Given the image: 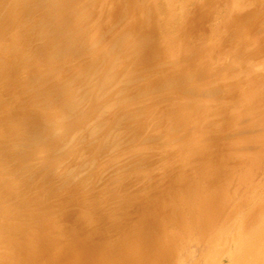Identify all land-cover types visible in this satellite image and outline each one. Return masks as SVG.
Returning <instances> with one entry per match:
<instances>
[{"label":"rangeland","instance_id":"374dc122","mask_svg":"<svg viewBox=\"0 0 264 264\" xmlns=\"http://www.w3.org/2000/svg\"><path fill=\"white\" fill-rule=\"evenodd\" d=\"M1 1L4 3H0V8L3 4L0 9V161L9 163L0 164V264H229L232 248L225 243L234 245L241 240L239 238L244 233L239 234L240 227L254 218L252 205L262 198L264 201V93H257L264 85V50H261L264 48V0H66L69 4L55 0L52 4L56 7L59 2L58 14L52 11L53 17L50 11L46 12L54 19L51 20V26L54 25L52 36L62 33L60 41L63 45L46 52L40 51L38 45L45 44V39L44 43L34 42L39 34L27 29L28 19L22 28L17 25L23 15L14 7L16 0ZM17 1L19 6L21 2L25 3ZM246 14H251V19L246 21ZM42 18L34 19L38 26ZM31 22L34 26L35 22ZM74 23L77 26L82 24L80 27L86 25L82 30L78 26L82 34L77 32ZM252 27L257 29L253 28L254 31ZM116 37L120 39L116 40ZM142 39L149 46L141 45L139 41ZM78 44L82 46H76ZM71 45L74 49L70 48ZM105 46L111 47L116 56H121H115V66H108L105 58L110 52L109 49L104 51ZM79 47L82 48L78 50ZM144 53H148L149 58L143 57ZM124 72H130V76L138 77L139 81L120 84L125 82L122 78ZM114 79L123 80H115V86L106 91L107 83ZM83 88L87 89L86 99L93 106L76 113V118L89 115L90 120L86 119L84 127L74 134L85 141L74 146L73 150H66L64 146L55 154L58 143L64 140L62 134L69 127V118L64 116L63 110L84 99ZM152 89H155L154 93ZM117 90L118 93L121 90V94ZM133 91L141 96L133 98L130 96L134 95L130 94ZM112 94L120 101L115 106L108 101ZM95 101L98 103L93 104ZM104 103L111 109L106 110L108 113L100 114L95 110L91 115L94 106L98 108V104L100 107ZM37 110L41 111L38 124L49 121L48 140L40 143L43 153L38 154L37 160L16 161V156L23 151L22 141L31 128L27 117ZM185 117L189 130L180 125V120ZM254 123H257L256 127ZM96 126L101 127L100 135L88 136V131ZM48 160L51 169L43 177L37 171ZM24 167H28L27 170ZM66 173L73 175L71 178L76 182L80 179L88 181L86 185L81 184L85 194L78 193L80 196L76 197L80 203L63 202L64 194L74 189L73 179V182L63 184L60 191L56 190L45 204L36 201L35 196L42 185L61 186ZM238 173L246 184L242 181L240 185L239 179H235ZM216 175L220 177L219 183ZM34 176L37 177L33 182L31 178ZM165 182L168 184L163 187ZM194 183L199 187L201 183L199 193L194 190ZM223 184H226L224 189ZM236 185L241 188L235 189ZM156 194L160 195L159 199ZM70 196L75 195L72 192ZM148 197L155 199L150 200L151 206L146 209ZM86 202L89 204L83 207ZM205 202L210 203L208 208L206 204V209L203 207ZM242 203H246L247 208L242 207ZM232 209L234 215L238 211L244 214V218L243 214L234 216ZM227 210L232 216L229 220L225 218ZM214 216L221 218L209 230L208 225ZM218 221H224L222 224L225 225L221 227ZM199 226L205 227V236L202 227L196 231ZM218 228L224 232L216 241L217 233L221 232ZM226 229L230 232L226 233ZM221 237L229 239L221 240ZM96 248L97 252L93 251ZM260 250L263 259L262 247ZM211 254L213 259L208 258ZM238 261L243 264V260Z\"/></svg>","mask_w":264,"mask_h":264},{"label":"bare ground","instance_id":"6f19581e","mask_svg":"<svg viewBox=\"0 0 264 264\" xmlns=\"http://www.w3.org/2000/svg\"><path fill=\"white\" fill-rule=\"evenodd\" d=\"M7 1V0H6ZM12 1H14V0H12ZM17 1V0H16ZM16 1H15V6L14 7H17V8H15L17 11L19 10L21 13H22V15H23V17H22V20H20V22H18L17 23V25L18 26H20V28H22V26H24L25 24H26V19H28L29 20V23H27L28 24V26H27V29L28 30H32L34 33L36 32L37 34H39L38 35V37H36V39L34 40V42H36V43H39V42H41V43H44L45 42V44H38L39 46H40V51H42V52H46L47 50H49V49H52V47H56L57 45H59L60 47L63 45V43H62V41H60L61 39H60V37L62 36V33H57L55 36H52V27L54 26H51L52 25V22L53 21H51L53 18H51V16L49 15V13H47L46 11H50L51 12V14H52V11L54 12V14L56 15V13L58 14V8H57V6H58V4H59V2H58V4H56V7H54L53 5H55V4H52V2L53 1H55V0H23V1H25V3H24V5H23V2H21L22 4H20V6H19V4H17L16 3ZM21 1V0H20ZM64 1H66V0H64ZM18 2V1H17ZM85 2V1H84ZM201 2H202V0H201ZM0 3H4L3 1H1ZM65 3H67V4H69L67 1L65 2ZM230 3V2H229ZM263 3V2H262ZM17 5V6H16ZM22 5V6H21ZM62 5H66V4H62ZM73 5V4H72ZM199 5H200V3H199ZM250 5V4H249ZM61 6V5H60ZM76 5H74V7H75ZM216 6H217V4H216ZM253 6V5H252ZM11 7H13V5L11 6ZM169 7V6H168ZM197 7V6H196ZM1 8L3 9V4H2V6H1ZM0 8V9H1ZM62 8V7H61ZM80 8V7H79ZM78 8V5H77V9H79ZM170 8V7H169ZM6 9V8H5ZM47 9V10H46ZM68 9H70V8H68ZM16 10H14V11H16ZM83 10V9H82ZM163 10V9H162ZM167 10H169L168 8H167ZM197 10H200V9H197ZM202 10V9H201ZM210 10V9H209ZM211 10H212V8H211ZM13 11V10H12ZM68 11V10H67ZM77 11V10H76ZM183 11V10H182ZM204 11V10H203ZM56 12V13H55ZM257 12V11H256ZM114 13H116V12H114ZM197 13V12H196ZM255 13V12H254ZM78 14V13H77ZM83 14H84V12H83ZM223 14V13H222ZM59 15H61L60 13H59ZM79 15V14H78ZM251 14H246L243 18L244 19H246V21H247V18H250L251 19V17L252 16H250ZM252 15H254L253 13H252ZM262 15H263V13H262ZM14 16H15V14H14ZM52 16L54 17V15L52 14ZM62 16V15H61ZM74 16V15H73ZM72 16V17H73ZM80 16V15H79ZM78 16V17H79ZM81 16H83V15H81ZM118 16V15H117ZM36 17L38 18L37 20H40L39 18L40 17H43L42 19H41V22H40V25L38 26L37 24H36V22H35V20L34 19H36ZM76 17V16H75ZM74 17V18H75ZM77 17V18H78ZM257 17H259V16H257ZM257 17H256V19H257ZM262 17H264V15L262 16ZM73 18V19H74ZM81 17H79L78 19H80ZM199 18V17H198ZM209 18V17H208ZM255 18V17H254ZM260 18V17H259ZM77 19V20H78ZM88 19V18H87ZM238 20H239V23L241 22L240 21V19L239 18H237ZM264 19V18H263ZM262 19V20H263ZM54 20V19H53ZM63 20H64V22L66 21L64 18H63ZM196 20V19H195ZM258 20V19H257ZM31 21H33V22H35V23H33V24H35L34 26L33 25H31ZM43 21V22H42ZM57 21V20H56ZM75 21V20H74ZM245 21V20H244ZM245 21V22H246ZM264 21V20H263ZM28 22V21H27ZM68 22V21H67ZM83 22L85 23L86 21L85 20H83ZM227 22V21H226ZM229 22V21H228ZM236 22H238L237 20H236ZM57 22H55V24H56ZM69 23H71V22H69ZM82 23V22H81ZM179 23V22H178ZM234 23H235V21H234ZM264 23V22H263ZM59 24V23H58ZM63 24H65V23H63ZM76 23H74V25H75ZM221 24V23H220ZM225 24V23H224ZM260 24V23H259ZM73 25V24H72ZM80 25H82V24H80ZM80 25H78L79 27H80ZM84 25L85 24H83V26L82 27H84ZM196 25V24H195ZM234 25V24H233ZM236 25V24H235ZM234 25V26H235ZM240 25H241V23H240ZM248 25V24H247ZM67 26H69V24H67ZM76 26H77V24H76ZM76 26H74V27H76ZM78 26H77V29H75V31L77 30V32H80V30H79V28H78ZM86 26V25H85ZM191 26H193V24H191ZM64 27V26H63ZM66 27V26H65ZM82 27H80L81 28V30L83 29ZM235 27H237L238 28V25L237 26H235ZM239 27H241V26H239ZM66 28H69V27H66ZM257 29L256 27H252L251 29ZM64 29V28H63ZM72 29H74L73 28V26H72ZM243 29V28H242ZM253 29V30H254ZM259 29V28H258ZM262 29H263V27H262ZM71 30V29H70ZM189 30V29H188ZM230 30V29H229ZM234 30V29H233ZM66 31V30H65ZM74 31V30H73ZM107 31V30H106ZM192 31V30H191ZM255 31V30H254ZM29 31H27V33H28ZM68 32V31H67ZM104 32V31H103ZM108 32V31H107ZM188 32V31H187ZM215 32V31H214ZM228 32V31H227ZM231 32V31H230ZM234 32V31H233ZM26 33V32H25ZM54 33V32H53ZM56 33V32H55ZM70 33V32H69ZM81 33V32H80ZM232 33V32H231ZM68 34V33H67ZM79 33H77L76 35H78ZM82 34V33H81ZM197 34H198V32H197ZM215 34V33H214ZM30 35H33V34H30ZM69 35H71V37H73L72 36V34H69ZM122 35V34H121ZM37 36V35H36ZM65 36H67L66 34H65ZM80 36V35H79ZM191 36V35H190ZM230 36V35H229ZM245 36V35H244ZM76 37H78V36H75V39H76ZM80 37H82V36H80ZM125 37V36H124ZM46 38H47V41H48V44H46L47 43V41H46ZM68 38H70V37H68ZM66 39V40H69V39ZM114 38V37H113ZM188 38V37H187ZM222 38V37H221ZM45 39V40H44ZM74 39V40H75ZM112 39V38H111ZM117 39H120V38H117L116 37V40ZM43 40H44V42H43ZM71 40H73V39H71ZM70 40V41H71ZM77 40V39H76ZM109 40V39H108ZM122 40V39H121ZM33 41V40H32ZM78 41V40H77ZM149 41V40H148ZM147 41V42H148ZM64 42H65V40H64ZM69 41H67V43H68ZM94 42V41H93ZM93 42H92V44H93ZM114 42V41H113ZM123 42V41H122ZM130 42V41H129ZM140 43H141V45L143 44H148V43H144V42H146L144 39H142V40H140L139 41ZM60 43V44H59ZM62 43V44H61ZM66 43V44H67ZM75 43V42H74ZM114 43H116L117 44V41L116 42H114ZM119 43V42H118ZM127 43V42H126ZM136 43L138 44V40H136ZM135 43V44H136ZM66 44H64V46L66 45ZM70 44V43H69ZM77 44V43H76ZM98 44V43H97ZM113 44V43H112ZM128 44V43H127ZM134 44V43H133ZM136 44V45H137ZM262 44V43H261ZM264 44V43H263ZM79 45H81L82 46V44H78V45H76V46H79ZM91 45V44H90ZM67 46V45H66ZM88 46V45H87ZM109 46V45H108ZM147 46V45H146ZM148 46H149V44H148ZM264 46V45H263ZM9 47V46H8ZM86 47V46H85ZM91 47V46H90ZM90 47H88V50L90 49ZM94 48H95V46H93ZM106 47V46H105ZM116 47V46H115ZM139 47V46H138ZM244 47H245V45H244ZM57 48V47H56ZM59 48V47H58ZM70 48H73V45H71V47ZM80 48H82V47H79V48H77L78 50L80 49ZM83 48H84V46H83ZM93 48V49H94ZM104 48V47H103ZM111 47H106L105 49H104V51L106 50V49H109V52L110 53H106L107 55H106V61L109 63L108 64V66H112V65H114L116 62V57H121V56H116L115 54H114V51H111V49H110ZM240 48V47H239ZM254 48V47H253ZM260 48H262V47H260ZM67 49V48H66ZM74 49V48H73ZM85 49V48H84ZM83 49V50H84ZM242 49H243V47H242ZM256 49V48H255ZM77 50V51H78ZM87 50V49H86ZM96 50V49H95ZM113 50V49H112ZM249 50H251V49H249ZM253 50V49H252ZM258 50V49H257ZM260 50V49H259ZM261 50H264V48L263 49H261ZM260 50V51H261ZM54 51V50H53ZM41 52V53H42ZM73 51H71L70 53H72ZM90 52V51H89ZM116 52V51H115ZM248 52V51H247ZM259 52V51H258ZM257 52V53H258ZM79 53V52H78ZM253 53V52H252ZM262 53H263V51H262ZM39 54V53H38ZM64 54V53H63ZM59 55V54H58ZM68 55V54H67ZM161 55V54H160ZM255 56L256 55H258V54H254ZM42 56V55H41ZM64 56V55H63ZM116 56V57H115ZM148 56V53H144V55H143V57H147ZM234 56V55H233ZM72 57V56H71ZM55 58V57H54ZM62 58V57H61ZM142 58V57H141ZM140 58V59H141ZM147 58H149V57H147ZM152 58H154V57H152ZM47 59H48V57H47ZM65 59V58H64ZM162 59V58H161ZM48 60H50V59H48ZM67 59H65L64 61H66ZM149 60V59H148ZM147 60V61H148ZM152 60V59H151ZM39 61V60H38ZM52 61H53V59H52ZM63 61V62H64ZM153 61V60H152ZM157 61V60H156ZM235 61H237V60H235ZM17 62H19V60L17 61ZM63 62H62V64H63ZM149 62V64L151 63L150 61H148ZM53 63V62H52ZM51 63V64H52ZM103 63V62H102ZM117 63H119V62H117ZM99 64V63H98ZM134 64V63H133ZM136 64H138V63H136ZM140 64H142V63H140ZM153 64V63H152ZM12 66H13V64H11ZM11 65L9 66L10 68H11ZM49 65H50V63H49ZM131 65H132V63H131ZM115 66V65H114ZM121 66V65H120ZM14 67L16 68V65L14 64ZM14 67H12V68H14ZM94 67V66H93ZM149 67V66H148ZM9 68L7 67V70H8ZM18 69V68H17ZM74 69V68H73ZM12 70H14V69H12ZM61 70V69H60ZM127 70V69H126ZM102 71H103V69H102ZM54 72V71H53ZM55 72H56V70H55ZM68 72V71H67ZM113 72V71H112ZM8 73H9V70H8ZM104 73V72H103ZM13 74V73H12ZM50 74V73H49ZM48 74V75H49ZM114 74V73H113ZM124 77L122 76V78H125V82H120V84H123V83H125L126 85L127 84H132V82L134 83L135 81V83L134 84H136L138 81H137V78H132L131 76H130V72L127 74V72L125 73L124 72ZM261 74V73H260ZM42 75V74H41ZM132 75V74H131ZM259 75V74H258ZM6 76V75H5ZM14 76H15V72H14ZM40 76V75H39ZM51 76V75H50ZM207 76V75H206ZM35 77V76H34ZM121 77V76H120ZM119 77V78H120ZM7 78V77H6ZM37 78H39V77H37ZM50 78V77H49ZM83 78V77H82ZM142 78V77H141ZM8 79V78H7ZM10 80H11V82L14 80V78H13V76L11 75L10 76V78H9ZM47 79H48V77H47ZM57 79V78H56ZM72 79V78H71ZM105 79V78H104ZM139 79V78H138ZM34 80V82H35V79H33ZM33 80H30V82L32 83V81ZM58 80H60V79H58ZM57 80V81H58ZM63 80V79H62ZM69 80V79H68ZM74 80V79H73ZM117 80H119V79H114L113 81H110L109 83H107V88H106V91H108V89H110L111 90V88L112 87H114L115 86V82ZM120 80H123V79H120ZM119 80V81H120ZM48 81V80H47ZM71 81V80H70ZM75 81V80H74ZM93 81V80H92ZM126 81H128L127 83H126ZM10 82V83H11ZM49 82V81H48ZM80 82V81H79ZM177 82H179V81H177ZM44 83V82H43ZM66 83V82H65ZM82 83V82H81ZM15 84V83H14ZM22 84V83H21ZM28 84V83H27ZM51 84V83H50ZM63 84V83H62ZM119 84V86H121ZM164 84V83H163ZM47 85V84H46ZM53 85V84H52ZM59 85V84H58ZM114 85V86H113ZM149 85V84H148ZM28 86V85H27ZM65 86V85H64ZM112 86V87H111ZM264 86V85H263ZM263 86H261L260 88H259V91L257 92L258 94H263L264 93V87ZM59 87V86H58ZM69 87V86H68ZM95 87V86H94ZM124 87V86H123ZM138 87V86H137ZM164 87V86H163ZM228 88H229V86H227ZM19 88V87H18ZM57 88V87H56ZM64 88H66V87H64ZM141 88V87H140ZM160 88V87H159ZM90 89V88H89ZM125 89H126V87H125ZM142 89V88H141ZM48 90H50V89H48ZM53 90H56V89H54L53 88ZM83 90V92H81V94H84V99H82V100H77V103L76 104H73V105H69L68 107H66V108H64V116L68 119V124H69V127L66 129V131L64 132V134H62V135H64V140L63 141H61V142H59L58 143V149L57 150H54V153L55 154H57V153H60V151H62L63 149V147L65 146L66 147V150H69V149H71V150H73V147L74 146H77L79 143H81L82 141H85V140H81L80 138H77V136H76V134L78 133V130L79 129H81V128H83L84 127V124H85V122H87L86 121V119H88L89 118V115H87L85 118H76L75 117V115H76V113L79 111V110H82V111H84L85 110V108L84 107H87L88 109H90V107L91 106H93L91 103H88V99H86V96H87V94H88V92H86L87 91V89H82ZM94 90V89H93ZM99 90V89H98ZM101 90V89H100ZM114 90H115V88H114ZM132 90V89H131ZM134 90H136V89H134ZM153 90V89H152ZM155 90V89H154ZM154 90H153V93H154ZM157 90V89H156ZM95 91V90H94ZM130 91V90H129ZM128 91V92H129ZM137 91V90H136ZM150 91V90H149ZM112 92V91H111ZM117 93H118V90L116 91ZM120 92H122L121 90H120ZM118 93V94H121V93ZM156 92V91H155ZM60 93H63V92H60ZM113 93V92H112ZM116 93V94H117ZM126 93V92H125ZM132 93H134V95L132 94ZM137 93V92H136ZM108 94V93H107ZM109 94H111V93H109ZM117 94V95H118ZM128 94V93H127ZM126 94V97L128 96V95H130V94H132V95H130V96H136V98H137V96L139 95V94H137V95H135V92L133 91V92H130V94H128L127 95ZM141 94V93H140ZM52 95V94H51ZM113 95V97H111V99L110 100H108L109 101V104L111 103V104H113L114 106H115V104H118V103H120V101H119V98H117L118 96L116 95V96H114L115 94H112ZM142 95H144V94H142ZM62 96V95H61ZM83 96V95H82ZM104 96V95H103ZM139 96H141V95H139ZM252 96V95H251ZM259 96V95H258ZM257 95H256V97H258ZM6 97V96H5ZM34 97V96H33ZM43 97V96H42ZM59 97H60V95H59ZM58 97V98H59ZM108 97H110V95L108 96ZM108 97H106V99L108 98ZM88 98H89V96H88ZM96 98V97H95ZM94 98V99H95ZM123 98V97H122ZM133 98H135V97H133ZM93 99V100H94ZM128 99V98H127ZM261 99H262V97H261ZM75 100V99H74ZM96 100V99H95ZM133 100V99H132ZM60 101V100H59ZM108 101H107V105H108ZM129 101V100H128ZM131 101V100H130ZM256 101H258V100H256ZM37 102V101H36ZM58 102V101H57ZM62 102V101H61ZM121 102H122V100H121ZM96 104V103H98L97 101H95V102H93V104ZM106 103V102H105ZM103 104V105H101L100 107H99V104H98V108H96V106H94L93 107V110H92V113H91V115L92 114H94L93 112H95V110H97V113H99L100 112V114L102 113L103 114V112H105L107 109H109V110H111L110 109V107L109 106H107L106 104ZM263 103H264V101H263ZM54 105V104H53ZM171 105V104H170ZM259 105H261V102L259 101ZM258 105V106H259ZM62 106V105H61ZM60 107V106H59ZM64 107V106H63ZM113 107V106H112ZM114 108V107H113ZM86 111H87V109H86ZM91 111V110H90ZM264 111V110H263ZM262 111V112H263ZM81 112V111H80ZM89 112V111H88ZM87 112V113H88ZM107 112V111H106ZM108 113V112H107ZM257 113H259L260 114V112H257ZM40 114H41V111H35V112H33L31 115H29L27 118H28V120H29V125H31L30 127V129L28 130V132L26 133V135H27V138L26 139H24L23 141H22V152L20 153V154H18L17 156H16V161H19V160H23V161H25V159H27V162H28V160L29 161H32V160H37V156H38V154H40V153H43L42 152V150H41V144L40 143H42V142H45L46 140H48V128H47V126H49V124H48V122H46V124H45V122L44 121H42L41 123H42V125H40V124H38V122H40V121H38V119H40ZM88 114H90V113H88ZM258 114V115H259ZM263 114H264V112H263ZM86 115V114H85ZM43 116V115H42ZM41 116V118L43 119V120H45L44 118H45V116H43L42 117ZM82 116H84L83 114H82ZM102 117V116H101ZM187 119H189V118H187ZM264 119V118H263ZM89 120H90V118H89ZM260 120V119H259ZM262 120V119H261ZM243 121V120H242ZM241 121V122H242ZM90 122V121H89ZM120 122V121H119ZM118 122V123H119ZM180 122H181V126H182V128H186L187 126H188V124H186V117L185 118H183V119H181L180 120ZM209 122V121H208ZM239 123H240V121H238ZM31 123V124H30ZM203 123H204V121H203ZM245 124V122H242V124ZM27 124V123H26ZM79 124H81V125H79ZM241 124V123H240ZM259 124V123H258ZM262 124H263V126H264V121L262 122ZM238 125V124H237ZM256 125H257V123H256ZM256 125H255V123H254V127H256ZM42 126V127H41ZM246 126H248V125H246ZM180 127V126H179ZM223 127V126H222ZM240 128H242V127H240ZM239 128V129H240ZM251 128H253V126L251 127ZM250 128V129H251ZM264 128V127H263ZM64 129V130H65ZM100 129H101V127H94V128H92L90 131H88V136H90V135H96L97 136V133L98 132H101L100 131ZM187 130H189L188 128H186ZM238 129V128H237ZM63 130V129H62ZM89 130V129H88ZM104 130V129H103ZM186 130V131H187ZM236 130V129H235ZM234 130V131H235ZM244 130V129H243ZM242 130V131H243ZM246 130H247V128H246ZM246 130H244L243 132H245ZM253 130H255V129H253ZM257 130H260V129H257ZM262 131L261 132H263V129H261ZM54 131V130H53ZM185 131V130H184ZM241 131V130H240ZM247 131H249V130H247ZM246 131V132H247ZM252 131V130H251ZM74 132H76V134H74ZM239 132V130L237 131V133ZM250 132V131H249ZM248 132V133H249ZM3 133V132H2ZM121 133H123V132H121ZM187 133H189L188 131H187ZM240 133V132H239ZM254 133V132H253ZM99 134V133H98ZM236 134V133H235ZM241 134H243V133H241ZM25 135V136H26ZM50 135V134H49ZM62 135H61V137H62ZM94 135V136H95ZM100 135V134H99ZM194 135V134H193ZM228 135V134H227ZM224 136H226V134L224 135ZM217 137V136H216ZM142 138V137H141ZM219 138H221V137H219ZM227 137H225L224 139H226ZM110 139V138H109ZM228 139V138H227ZM263 140H264V138H263ZM79 141V142H78ZM104 141V140H103ZM215 141V140H214ZM84 143V142H83ZM86 143V142H85ZM224 144V143H223ZM263 144V146H264V143H262ZM37 145H38V147H37ZM217 145V144H216ZM2 146V145H1ZM21 146V145H20ZM81 146H83V145H81ZM240 146V145H239ZM238 146V147H239ZM247 146H248V144H247ZM251 146V145H250ZM53 147V146H52ZM87 147V146H86ZM229 147V146H228ZM243 146H241V148H242ZM48 148V147H47ZM235 148H237V146L235 147ZM240 148V147H239ZM240 148V149H241ZM244 148H246L245 146H244ZM42 149H44V148H42ZM62 149V150H61ZM83 149V148H82ZM92 149V148H91ZM229 149V148H228ZM233 149V148H232ZM232 149H231V151H232ZM251 149V148H250ZM257 149V148H256ZM3 150V149H2ZM65 150V152L67 153L68 151H66ZM243 150H245V149H243ZM76 151V150H75ZM74 151V152H75ZM87 151V150H86ZM99 151V150H98ZM105 151V150H104ZM236 151V150H235ZM237 151H241V150H238L237 149ZM264 151V150H263ZM224 152V151H223ZM230 152V151H229ZM3 153V152H2ZM198 153V152H197ZM227 153V152H226ZM226 153H224V154H226ZM72 154V153H71ZM75 154H76V152H75ZM90 154V151L88 152V155ZM87 155V156H88ZM198 155H199V153H198ZM54 156V155H53ZM64 156H66V155H64ZM93 156V155H92ZM204 156V155H203ZM74 157V156H73ZM82 157H83V155H82ZM81 157V158H82ZM96 157V156H95ZM132 157V156H131ZM248 157V156H247ZM252 157V156H251ZM256 157V156H255ZM48 158V157H47ZM51 158V157H50ZM53 158V157H52ZM76 158V157H75ZM85 157H83L82 159H84ZM89 158H91V157H89ZM200 158V157H199ZM8 159V158H7ZM11 159V158H10ZM14 159V158H13ZM70 159V158H69ZM78 159V158H77ZM128 159V158H127ZM258 159V158H257ZM242 160H245L244 158L242 159ZM242 160H240L241 162H242ZM247 160H249V159H247ZM5 161V162H4ZM39 161V160H38ZM88 161V160H87ZM92 161H93V157H92ZM238 161V160H237ZM236 161V162H237ZM239 161V162H240ZM12 162V161H11ZM50 160H48L47 162H44V165L37 171V173H40L41 172V175L43 176V177H46L48 174V171H50V169H51V166H50ZM70 162H71V160H70ZM77 162V161H76ZM236 162H234L235 164H236ZM239 162H237V163H239ZM240 162V163H241ZM6 163H9L8 161H6V160H1L0 161V164L3 166L4 164H6ZM75 163V162H74ZM94 163V162H93ZM225 163V162H224ZM229 163V162H228ZM232 163V162H231ZM31 164V163H30ZM77 164H79V162L77 163ZM97 164V163H96ZM14 165V164H13ZM21 165V164H20ZM23 165H24V163H23ZM94 165V164H93ZM209 165V164H208ZM207 165V166H208ZM251 165V164H250ZM24 166H26V165H24ZM29 166H33V165H29ZM212 166V165H211ZM210 166V167H211ZM241 166V165H240ZM245 166V165H244ZM19 167V166H18ZM21 167V166H20ZM70 167H71V165H70ZM81 167V166H80ZM93 167V166H92ZM213 167H214V165H213ZM213 167H211V168H213ZM216 167H217V165H216ZM236 167V166H235ZM235 167H234V169H235ZM243 167V166H242ZM247 167V166H246ZM27 168L28 167H24V169H26L27 170ZM250 168V167H249ZM256 168V167H255ZM21 169H22V167H21ZM75 169V168H74ZM83 169V168H82ZM201 169V168H200ZM207 169H208V167H207ZM206 168L204 169V170H207ZM218 169V168H217ZM216 169V170H217ZM233 169V170H234ZM68 170V169H67ZM85 169H83L82 171H84ZM212 170V169H211ZM215 170V169H214ZM216 170H215V172H216ZM88 171V170H87ZM222 171V170H221ZM225 171H227V169L225 170ZM236 171V170H235ZM26 172V171H25ZM73 172V171H72ZM71 172V173H72ZM199 172V171H198ZM243 171H241V173H242ZM248 172V171H247ZM69 173V172H68ZM68 173H66L65 174V177L63 178V180L61 181L62 183H61V186H58V187H52L51 186V184L50 185H47V184H45V185H42L39 189H40V191H39V193L35 196V197H37V199H36V201L37 202H43L44 204H45V202H48V198H50L51 196H52V194L57 190H59L62 186H63V184H65V183H70V182H73V180H74V178H71L72 176L71 175H68ZM80 173V172H79ZM191 173V172H190ZM195 173V172H194ZM241 173L239 174V175H237L238 177L237 178H235V176H234V178L236 179V180H238L239 179V182H240V185L241 184H243V182L246 184V182L245 181H243V180H241V178H242V176H241ZM74 174V173H73ZM86 174V173H85ZM114 174V173H113ZM198 174H200V173H198ZM219 174V173H218ZM246 174V173H245ZM189 175V174H188ZM80 176V175H79ZM103 176V175H102ZM246 176H248V175H246ZM246 176H244V177H246ZM4 177V176H3ZM37 177V176H36ZM36 177L34 176V177H32L31 178V181L33 180V182L36 180ZM74 177H78V176H74ZM92 177V176H91ZM106 177V176H105ZM206 177V176H205ZM213 177V176H212ZM216 177L218 178L216 181L218 182V180H219V176L218 175H216ZM216 177H214V178H216ZM1 178V177H0ZM7 178V177H6ZM88 178V177H87ZM107 178V177H106ZM28 179V178H27ZM47 179V178H46ZM73 179V180H72ZM79 179V178H78ZM105 179V178H104ZM116 179V178H115ZM181 179V178H180ZM207 179V178H206ZM234 179V180H235ZM2 180V179H1ZM8 180H9V178H8ZM91 180V179H90ZM128 180V179H127ZM167 180V179H166ZM200 180V179H199ZM215 180V179H214ZM247 180V179H246ZM10 181H11V178H10ZM75 181V180H74ZM172 181V180H171ZM201 182L203 181V179L202 180H200ZM243 181V182H242ZM64 182V183H63ZM88 182V181H87ZM87 182H85L84 180H82V179H80V181H78V182H73V186H74V189H73V191H70V193H71V195H72V192L74 193V195L75 196H70V193H68L69 194V196H68V194H64L65 195V197H64V199H63V202H70L69 200H71V201H76V203L78 204V203H80V201L79 200H77L76 199V197H78V193H80V194H85V193H83V189H81V184H83V183H85L84 185H86V183ZM93 182V181H92ZM205 182V181H204ZM216 182V183H217ZM220 182V181H219ZM218 182V183H219ZM237 182V181H236ZM46 183H51V182H48V181H46ZM91 183V182H90ZM195 183H197V182H195ZM195 183H194V188H196V189H194V190H197V192L199 193V189H202L201 188V183H200V187L199 186H197V185H195ZM229 183V182H228ZM232 183H234V181H231V184ZM32 184V183H31ZM97 184V183H96ZM104 184V183H103ZM165 184H168V183H164L163 184V187H164V185ZM221 184L222 183H220V184H218V185H220L221 186ZM54 185V184H53ZM88 185V184H87ZM93 185V184H92ZM162 185V184H161ZM193 185V184H192ZM212 185H213V182H212ZM226 185V184H225ZM225 185L223 184L222 185V188L224 189L225 188ZM234 185H235V183H234ZM55 186V185H54ZM72 186V187H73ZM246 186V185H245ZM85 186H83V188H84ZM92 186H90V188H91ZM213 187V186H212ZM227 187V186H226ZM229 187V186H228ZM227 187V188H228ZM236 188L235 189H238V187H237V185L235 186ZM86 188V187H85ZM84 188V189H85ZM241 187H239V189H240ZM164 189V188H163ZM163 189H161V190H163ZM192 189V188H191ZM231 190L233 189V188H230ZM229 189V190H230ZM12 190V189H11ZM86 190V189H85ZM181 190V189H180ZM199 190V191H198ZM209 190V189H208ZM231 190H230V192H231ZM60 191V190H59ZM95 191H96V189H95ZM204 191H205V189H204ZM203 191V192H204ZM225 191V190H224ZM243 191V190H242ZM86 192V191H85ZM92 192H94V190L92 191ZM158 192V191H157ZM202 192V194H204ZM223 192V191H222ZM228 192V191H227ZM233 192V191H232ZM231 192V193H232ZM91 193V192H90ZM96 193V192H95ZM162 193V192H161ZM196 193V192H195ZM213 193V192H212ZM217 193H221V190H217ZM217 193H216V197L218 198V195H217ZM2 194V193H1ZM11 194V193H10ZM137 194V193H136ZM174 194H176V193H174ZM230 194V193H229ZM228 194V195H229ZM232 194H234V192L232 193ZM63 195V194H62ZM91 195V194H90ZM89 195V196H90ZM95 195V194H94ZM96 195H97V193H96ZM116 195V194H115ZM119 195V194H118ZM167 195V194H166ZM193 195H195V194H193ZM197 195V194H196ZM200 195V194H199ZM80 196V195H79ZM124 196V195H123ZM156 196H157V194H156ZM172 196V195H171ZM174 196V195H173ZM214 196V195H213ZM227 196V195H226ZM225 196V197H226ZM230 196V195H229ZM233 196V195H232ZM53 197V196H52ZM63 197V196H62ZM94 197V196H93ZM159 197H160V195L159 196H157V198L156 199H159ZM228 197V196H227ZM231 197V196H230ZM33 198V197H32ZM149 198V197H148ZM214 199H216L215 197H213ZM8 199V198H7ZM73 199V200H72ZM153 199H155V198H152V199H150L149 198V200L148 199H146L147 200V202H146V204H145V207L146 206H151V205H149L151 202H150V200L152 201ZM225 199V198H224ZM223 199V200H224ZM231 199L234 201V199L235 198H233V197H231ZM230 199V200H231ZM47 200V201H46ZM213 200V199H212ZM226 200V199H225ZM229 200V201H230ZM243 200V199H242ZM256 200V199H255ZM15 201V200H14ZM78 201V202H77ZM85 201V200H84ZM159 201V200H158ZM207 201V200H206ZM236 201V200H235ZM234 201V202H235ZM259 202L258 203H256L255 202V204H253L254 205V207H255V205H257L255 208L253 207V205H252V207L251 206H249V207H251V210L253 211V213H252V215L254 216V218L249 222L248 220V224H246L244 227L243 226H241V222H239L238 220V222L240 223V228L242 229L241 231H238L239 232V234H243V236H242V238H239V239H241V240H239L236 244L234 243V245L232 244H228V242H226L225 244L228 246V247H230V248H232V255L231 254H229L232 258H230L229 260H228V262H229V264H237L236 262H239L238 260L240 259V260H243V264H264V258L263 259H261L260 257L262 256V254L260 255L259 254V251L260 252H262L260 249H261V247H262V249H263V251H264V201H263V198H262V200L260 201V200H258ZM17 202V201H16ZM82 202H83V200H82ZM202 202H203V200H202ZM225 202V201H224ZM227 202H228V200H227ZM243 202V201H242ZM245 202H246V200H245ZM19 203V202H18ZM42 203V204H43ZM75 203V202H74ZM132 203V202H131ZM154 202H152V204H153ZM48 204H50V202L48 203ZM70 204V203H69ZM85 205L83 206V207H85L86 206V204H89V202H86V203H84ZM135 204V203H134ZM206 204H207V206H206ZM232 204H233V202H232ZM235 204H237V203H235ZM235 204H233V205H235ZM239 204V203H238ZM243 204V203H242ZM241 204V205H242ZM246 204V203H245ZM245 204H243V206L242 207H245V206H248V205H245ZM248 204V203H247ZM7 205V204H6ZM11 205V204H10ZM22 205V204H21ZM200 205H202V204H200ZM209 205H210V203L209 202H205V204H204V208H205V206L208 208L209 207ZM224 205H226V204H224ZM228 205V204H227ZM245 205V206H244ZM73 206H74V204H73ZM181 206V205H180ZM179 206V207H180ZM222 206V205H221ZM57 207H58V205H57ZM71 207H72V204H71ZM74 207H76V206H74ZM87 207V206H86ZM178 207V206H177ZM228 207V206H227ZM230 207V206H229ZM235 207V206H234ZM233 207V208H234ZM241 207V208H242ZM5 208H6V206H5ZM77 208H79V207H77ZM158 208V207H157ZM225 208V207H224ZM245 208H247V207H245ZM24 209V208H23ZM75 209V208H74ZM142 209V208H141ZM146 209H148L147 207H146ZM197 209V208H196ZM206 209V208H205ZM212 209V208H211ZM227 209V208H226ZM235 209V208H234ZM239 210V207H237L236 206V210ZM9 210V209H8ZM21 210V209H20ZM91 210V209H90ZM110 210V209H109ZM182 210V209H181ZM183 210H185V209H183ZM203 210V209H202ZM230 210H231V208H230ZM249 210H250V208H249ZM67 211V210H66ZM72 211V210H71ZM84 211V210H83ZM117 211V210H116ZM146 211H148V210H146ZM191 211V210H190ZM198 211V210H197ZM220 211V210H219ZM223 211H224V209H223ZM235 211V210H234ZM242 211H245V210H242ZM115 212V211H114ZM143 212V211H142ZM225 212V211H224ZM227 213H226V216L227 217H225L227 220H229L230 219V217H232L231 215L229 216L228 214H229V211L227 210L226 211ZM119 213V212H118ZM145 213V212H144ZM188 213V212H187ZM194 213V212H193ZM231 213H233V209H232V212ZM11 214H13V213H11ZM86 214V213H85ZM204 214V213H203ZM208 214V213H207ZM211 214V213H210ZM216 214V213H215ZM219 214V213H218ZM222 214V213H221ZM236 214H238V215H241V214H243V213H239L238 211H237V213L235 212V215H234V213H233V215L234 216H236ZM191 215V214H190ZM201 215V214H200ZM2 216V215H1ZM89 216V215H88ZM204 216H206V214H204ZM207 216H209V215H207ZM242 216V215H241ZM185 217V216H184ZM183 217V218H184ZM189 217V216H188ZM201 217V216H200ZM223 217V218H224ZM243 218H244V214H243V216H242ZM17 218V217H16ZM45 218V217H44ZM186 218V217H185ZM203 218H206V217H203ZM207 218H209V217H207ZM221 218V217H220ZM219 218V216H214V218H212V220H210L211 218H209V221H212L211 223H209V225H210V227H209V225H208V229L209 230H211V228L213 229V226L215 225V222L217 221V219H220ZM222 218V219H223ZM224 218V219H225ZM235 218V217H234ZM234 218H231V220H234ZM238 218V217H237ZM240 216H239V220H240ZM243 218H242V220H243ZM246 218V217H245ZM14 219V218H13ZM90 219H92V218H90ZM90 219H88L89 221H90ZM221 219V220H222ZM248 219V218H247ZM88 220H87V223H88ZM95 220V219H94ZM186 220H187V218H186ZM185 220V221H186ZM249 220H250V218H249ZM96 221V220H95ZM98 221V220H97ZM208 221V220H207ZM207 221H206V223H207ZM208 221V222H209ZM224 221H226V220H224ZM224 221H221V223L220 224H222V222H224ZM10 222V221H9ZM80 222V221H79ZM94 222V221H93ZM109 222V221H108ZM245 222V221H244ZM85 223V222H84ZM12 224V223H11ZM103 224V223H102ZM228 224H229V221H228ZM234 224V223H233ZM5 225V224H4ZM7 225V224H6ZM83 225V224H82ZM225 225V224H224ZM223 224H222V226L221 227H223L224 226ZM227 225V224H226ZM10 226V225H9ZM205 226H206V224H205ZM212 226V227H211ZM216 226V225H215ZM219 226V225H218ZM232 226V225H231ZM78 227H79V225H78ZM88 227V226H87ZM182 227V226H181ZM202 226H199V229L198 230H196V231H199L200 230V228H201ZM221 227H219L220 229H222ZM237 227V226H236ZM243 227V228H242ZM6 228V227H5ZM104 228V227H103ZM203 228H205V227H202V229ZM206 228H207V226H206ZM218 228V230L219 231H221L220 229ZM225 228H227V227H224V229ZM228 228L230 229L231 227H229V225H228ZM8 229V228H7ZM98 229V228H97ZM186 229V228H185ZM189 229V228H188ZM201 229V230H202ZM228 229V230H229ZM236 229V228H235ZM237 229H239V226L237 227ZM236 229V230H237ZM88 230V229H87ZM235 230V231H236ZM19 231V230H18ZM181 231H185V230H181ZM180 231V232H181ZM206 230H204L203 229V232H205ZM214 231V230H213ZM235 231H234V233H235ZM243 231V232H242ZM17 232V231H16ZM105 232V231H104ZM210 232V231H209ZM224 231H221L220 233H217L218 234V236H216V241H219L220 239V236L222 235V233H223ZM225 232L226 233H229L230 231H227V229L225 230ZM237 232V233H238ZM188 233H189V231H188ZM198 233V232H197ZM226 233H225V235H226ZM233 233V234H234ZM6 234V233H5ZM201 234H203V233H201ZM205 234H206V232L204 233V236H205ZM216 234V235H217ZM241 234V235H242ZM109 235H110V233H109ZM188 235V234H187ZM19 236V235H18ZM203 236V237H204ZM208 236V235H207ZM210 236V235H209ZM215 236V235H214ZM214 236H211V237H213L214 238ZM223 236H224V234H223ZM81 238H82V236H80ZM106 237V236H105ZM198 237H199V235H198ZM210 237V238H211ZM217 237H219V238H217ZM210 238H209V240H210ZM226 238V237H225ZM225 238H223V237H221V240H223V239H225ZM235 238V237H234ZM55 239V238H54ZM201 239V238H200ZM229 239V238H228ZM227 238H226V241L228 240ZM202 240V239H201ZM208 240V241H209ZM233 240H235V239H233ZM237 240V239H236ZM213 241V240H212ZM212 241H211V243H212ZM231 241H232V239H231ZM221 242H223V241H221ZM210 243V242H209ZM217 243V242H216ZM97 244V243H96ZM208 244V243H207ZM215 244V243H214ZM224 244V245H225ZM213 246V245H212ZM212 246H211V249H212ZM220 246H222V245H220ZM219 246V247H220ZM261 246V247H260ZM24 247V246H23ZM92 247H94V246H92ZM97 247V246H96ZM108 247V246H107ZM173 249V248H172ZM210 249V250H211ZM214 249V248H213ZM220 249V248H219ZM93 250V249H92ZM228 250H229V248H228ZM259 250V251H258ZM93 251H96L97 252V248L95 249V250H93ZM207 251H208V253L210 252L208 249H207ZM214 251V250H213ZM230 251V250H229ZM26 252V251H25ZM90 252L92 253V251L90 250ZM170 252V251H169ZM228 252V251H227ZM94 253V252H93ZM207 253V252H206ZM211 253V252H210ZM90 254V253H89ZM96 254V253H95ZM205 254V253H204ZM217 254V253H216ZM208 255V254H207ZM206 255V256H207ZM215 255V254H214ZM89 256H92L91 254L89 255ZM94 256V255H93ZM97 256V255H96ZM263 256H264V254H263ZM95 257V256H94ZM99 257H101V256H99ZM209 257H211L212 258V254H211V256H208V258ZM243 257V258H242ZM27 258V257H26ZM44 258V257H43ZM46 258V257H45ZM86 258V257H85ZM89 258V257H88ZM117 258V257H116ZM119 258V257H118ZM94 259V258H93ZM213 259V258H212ZM211 259V260H212ZM244 259H246V261H245V263H244ZM119 260V259H118ZM210 260V261H211ZM234 260H237V261H235L234 262ZM33 261V260H32ZM64 262H65V260H63ZM72 261V260H71ZM86 261H88V260H86ZM91 261H93V260H91ZM209 261V262H210ZM234 263H233V262ZM19 262V261H18ZM231 262V263H230ZM76 263V262H75ZM108 263V262H107ZM68 264V263H67ZM238 264H241L240 262L238 263Z\"/></svg>","mask_w":264,"mask_h":264}]
</instances>
